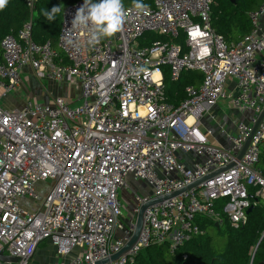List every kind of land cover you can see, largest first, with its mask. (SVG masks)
Listing matches in <instances>:
<instances>
[{
  "label": "built area",
  "instance_id": "1",
  "mask_svg": "<svg viewBox=\"0 0 264 264\" xmlns=\"http://www.w3.org/2000/svg\"><path fill=\"white\" fill-rule=\"evenodd\" d=\"M36 1L25 0L30 20L0 43V102L21 87L29 69L43 83L79 88L80 103L57 96L0 107V255L17 259L0 264L110 259L131 240L143 204L224 169L149 207L137 244L107 264H141L152 246L176 256L207 235L203 222L224 225L222 216L234 229L245 225L250 189L264 200V117L238 160L264 111V1L251 15L253 31L226 42L212 28V0H153L148 14L139 15L123 0L129 10L123 30L94 47L87 44L89 30L72 25L84 3L77 1L63 9L57 48L33 39ZM164 68L172 81L185 71L201 73L203 81L173 104ZM222 107L239 112L229 127L219 118ZM131 181L149 185L153 195L135 189L125 216L119 198ZM23 198L41 206L27 208ZM42 244L66 259L35 261Z\"/></svg>",
  "mask_w": 264,
  "mask_h": 264
},
{
  "label": "trees",
  "instance_id": "2",
  "mask_svg": "<svg viewBox=\"0 0 264 264\" xmlns=\"http://www.w3.org/2000/svg\"><path fill=\"white\" fill-rule=\"evenodd\" d=\"M77 1L84 0L36 1L32 30L36 44L44 45L51 42L52 46L57 48L61 28V13L57 15L56 21L49 22L42 15V11L46 9L50 11L53 6ZM212 1V28L226 42H232L243 39L253 31L251 15L261 7L264 0H235V4L230 0ZM143 3L151 6L153 0H143ZM30 18L31 10L25 0H9L8 6L0 11V43L9 34L17 35ZM180 42L184 43V40ZM164 76L167 100L173 104H180L186 99L188 87L198 86L203 81V75L197 71H185L177 81H172L169 69L164 68ZM259 169L264 176V147L260 154ZM255 191L250 189L254 209L241 228H232L225 216H222L225 223L219 228L212 222H203L205 229L218 228L219 233L227 237L223 252L218 253L211 248V240L207 234L194 239L176 256H170L167 248L149 247L141 254L139 262L141 264H264V238L260 241L264 234V200L257 198ZM222 227H227L228 232L223 233ZM183 254L189 255L187 261L183 260Z\"/></svg>",
  "mask_w": 264,
  "mask_h": 264
},
{
  "label": "rangeland",
  "instance_id": "3",
  "mask_svg": "<svg viewBox=\"0 0 264 264\" xmlns=\"http://www.w3.org/2000/svg\"><path fill=\"white\" fill-rule=\"evenodd\" d=\"M133 0H124V3H131ZM63 9L67 5V3H63ZM63 12V11H62ZM62 12H61V19H62ZM151 39L154 38V35L150 36ZM145 43V42H144ZM33 78V79H32ZM29 79L24 80L23 78L21 87L15 89L12 93L8 94L5 98L2 99L0 102V107L5 110H10L13 108L21 107L25 102H34L39 104H44L47 102L44 98H49L48 102H51L57 96H63L66 101L71 104L72 106H76L80 103L79 95L80 90L79 88L73 87L71 85H60L57 86L56 84H52L49 82L43 83L35 76ZM51 100V101H50ZM239 112L234 109H228L222 107L219 118L220 120H224L227 122V126L229 127L233 118L238 116ZM217 124H210L208 127L213 128L214 130L217 129ZM43 184L38 185V191L40 193V198H43L46 194L45 191H42ZM135 189H140V191L145 196H152L153 193L149 185L143 182H130V188L128 190H124L121 192L120 201L123 208V213L125 216L131 214V205L135 204V197L133 196V191ZM23 204L27 208H34L36 206H41V201H30V198H23ZM38 207H36L37 209ZM209 239L211 240V248L218 253L224 251L226 246V239L227 237L224 234L219 233L218 228L209 227L206 229ZM222 232L227 233L228 228L222 227ZM45 244V243H44ZM42 244V245H44ZM49 254V255H48ZM71 257V256H70ZM68 257V258H70ZM58 259H66L65 256L57 255V249L53 248L49 245H44L39 247L34 260L40 263H48L52 260Z\"/></svg>",
  "mask_w": 264,
  "mask_h": 264
},
{
  "label": "clouds",
  "instance_id": "4",
  "mask_svg": "<svg viewBox=\"0 0 264 264\" xmlns=\"http://www.w3.org/2000/svg\"><path fill=\"white\" fill-rule=\"evenodd\" d=\"M9 4V0H0V11ZM133 7L137 15L148 14L149 7L143 0H133ZM63 11V5L53 6L51 10L42 11V15L49 21H56L57 15ZM129 10L123 0H84L83 5L76 11L72 25L76 28L89 30L87 44L95 46L104 38H110L123 30L127 22ZM71 42V41H69ZM146 69H139L145 71Z\"/></svg>",
  "mask_w": 264,
  "mask_h": 264
},
{
  "label": "water",
  "instance_id": "5",
  "mask_svg": "<svg viewBox=\"0 0 264 264\" xmlns=\"http://www.w3.org/2000/svg\"><path fill=\"white\" fill-rule=\"evenodd\" d=\"M231 3L235 4L236 1L235 0H230ZM264 117V111L263 113L261 114L260 116V119H259V122L258 124L255 126L254 128V131L253 133L250 135L248 141L246 142L242 152L240 153L239 157H238V160H241L245 154V152L247 151L251 141H252V137L256 131V129L258 128L261 120L263 119ZM234 165H231L229 166L228 168L230 167H233ZM227 168V169H228ZM225 170V169H224ZM224 170H220L219 172H215L214 174L210 175V176H207L203 179H200L199 181L189 185L188 187L184 188L183 190L181 191H178V192H175L171 195H167V196H164V197H160V198H154L152 199L150 202L148 203H145L141 206L140 208V211H139V214H138V217H137V224L135 226V231H134V234L131 238V240L126 244V246L123 248V250H121L119 253L113 255L110 259H105L101 262H98L97 264H107L109 263L110 261H116L117 259H119L120 257H122L123 255L127 254L138 242L140 236H141V233H142V230H143V227H144V222H145V212L146 210L153 206V205H157V204H160L162 202H164L165 200H169V199H172V198H175L177 197L178 195H180L181 193L189 190V189H192L200 184H202L203 182L205 181H209L211 180L215 175L219 174L221 171H224ZM254 207L251 206L248 211H247V214L249 215L252 211H253ZM216 227H218V225H216ZM219 228V227H218ZM264 238V236L261 238L260 241H262ZM0 261H4V262H8V261H11V262H17V259L16 258H12V257H7V256H4V255H0Z\"/></svg>",
  "mask_w": 264,
  "mask_h": 264
},
{
  "label": "crops",
  "instance_id": "6",
  "mask_svg": "<svg viewBox=\"0 0 264 264\" xmlns=\"http://www.w3.org/2000/svg\"><path fill=\"white\" fill-rule=\"evenodd\" d=\"M32 76L34 77V75L31 74L30 70L27 69V70H26V73L23 74L22 79L25 78L24 80H26V79L32 78ZM32 79H33V78H32ZM54 85H55V84H54ZM44 99L47 100L46 103H49V102H48V99H49V98L46 97V98H44ZM50 101H51V100H50ZM26 103H27V102H25L24 104H26ZM24 104H23V105H24ZM23 105H22V106H23ZM22 106H21V107H22ZM21 107H19V108H21ZM13 109H14V108H13ZM31 209H32V208H31Z\"/></svg>",
  "mask_w": 264,
  "mask_h": 264
}]
</instances>
